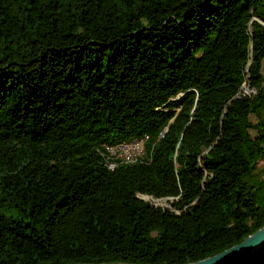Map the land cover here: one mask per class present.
<instances>
[{"label": "trees", "instance_id": "trees-1", "mask_svg": "<svg viewBox=\"0 0 264 264\" xmlns=\"http://www.w3.org/2000/svg\"><path fill=\"white\" fill-rule=\"evenodd\" d=\"M262 225L264 0H0V264H182Z\"/></svg>", "mask_w": 264, "mask_h": 264}, {"label": "water", "instance_id": "water-1", "mask_svg": "<svg viewBox=\"0 0 264 264\" xmlns=\"http://www.w3.org/2000/svg\"><path fill=\"white\" fill-rule=\"evenodd\" d=\"M246 84V81L242 82L241 85L238 87L236 94L233 96V98L237 97L239 93V89L241 86ZM250 91L255 94V90L250 88ZM232 98V99H233ZM166 129V127L163 128L162 132L159 133L157 138L162 137L163 131ZM150 198L154 201H164L167 198H152L148 195H142L139 198L147 201L146 198ZM264 244V225L257 228L252 233L245 236L243 239H241L239 242L220 250L212 255L206 256L204 258L190 261L182 264H225L227 262H231L234 260H238L245 255H247L249 252L257 249L259 246ZM74 264H137V263H127V262H99V263H74Z\"/></svg>", "mask_w": 264, "mask_h": 264}, {"label": "built area", "instance_id": "built-area-1", "mask_svg": "<svg viewBox=\"0 0 264 264\" xmlns=\"http://www.w3.org/2000/svg\"><path fill=\"white\" fill-rule=\"evenodd\" d=\"M147 139L148 136L143 134L136 138L120 139L113 143L101 144L97 151L102 165L107 170H112L117 165L131 164L138 161L144 155Z\"/></svg>", "mask_w": 264, "mask_h": 264}, {"label": "rangeland", "instance_id": "rangeland-1", "mask_svg": "<svg viewBox=\"0 0 264 264\" xmlns=\"http://www.w3.org/2000/svg\"><path fill=\"white\" fill-rule=\"evenodd\" d=\"M246 87L248 88V92L246 93V94H243V95H245V96H247V97H251V96H253V95H255V94H253L251 91H250V87H248V85H247V83H246ZM250 119H252V117H250ZM150 203H153V204H159V205H161V206H166L168 209H172V210H174V211H177L176 210V208H173L174 206H169L168 204H165V203H163V202H160V201H154V200H151V199H149L148 200Z\"/></svg>", "mask_w": 264, "mask_h": 264}, {"label": "bare ground", "instance_id": "bare-ground-1", "mask_svg": "<svg viewBox=\"0 0 264 264\" xmlns=\"http://www.w3.org/2000/svg\"><path fill=\"white\" fill-rule=\"evenodd\" d=\"M144 198H146L145 196H143Z\"/></svg>", "mask_w": 264, "mask_h": 264}]
</instances>
